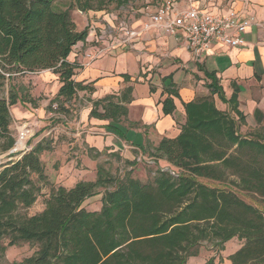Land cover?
<instances>
[{
  "label": "trees",
  "instance_id": "trees-1",
  "mask_svg": "<svg viewBox=\"0 0 264 264\" xmlns=\"http://www.w3.org/2000/svg\"><path fill=\"white\" fill-rule=\"evenodd\" d=\"M105 4L74 0L69 9L57 10L53 0H0L1 155H21L12 153L17 145L12 109L26 101L13 86L14 77L52 71L63 84L55 101L94 91L93 85L73 80L76 65L68 60L87 31H77L71 13L101 11ZM210 77V97L184 104L186 122L180 135L163 139L149 153L159 166L152 183L142 184L130 173L114 177L100 165L96 180L54 188L44 211L28 216L22 211L36 203L41 184L48 180L42 155L52 150V141L42 140L1 166L0 246L8 240V246L38 248L17 264H188L204 243L222 252L237 238L243 243L228 258L232 264H264V208L236 193L264 200V133L240 136L245 118L237 109L236 94L229 101L230 113L219 111L213 96L228 101L214 75ZM7 85L11 90L6 98ZM131 94L128 88L94 102L91 117L120 123L128 116ZM174 98L179 95L171 90L163 102L165 115L175 112ZM99 107L104 114L97 113ZM54 113L65 115L59 108ZM101 190V211H86L84 203ZM213 263L212 258L207 264Z\"/></svg>",
  "mask_w": 264,
  "mask_h": 264
},
{
  "label": "crops",
  "instance_id": "crops-1",
  "mask_svg": "<svg viewBox=\"0 0 264 264\" xmlns=\"http://www.w3.org/2000/svg\"><path fill=\"white\" fill-rule=\"evenodd\" d=\"M173 1L174 13L194 7L215 16H226L236 11L241 19L254 18V24L244 35L246 45L231 48L217 44L203 55L196 56L188 48L182 31L170 35L160 29L142 32L131 45L120 44L123 26L141 31L144 21L165 0H120L114 8L89 11L84 19H79L81 24L75 22L78 32H89V41L75 48L68 61L76 65L73 80L93 85L94 91L78 93L80 98L87 97L79 108L71 102L67 103L71 108L67 114L73 120L69 121L67 114L56 117L64 123V128L52 125L55 121L46 111L44 100L40 107H34L27 101L22 103L23 109L15 106L12 109L14 125L17 126V121L21 120V125L31 126L36 136L29 139V150L48 134L51 135L52 150L46 153L51 156L64 143L73 155L78 156L79 150L84 149L107 152L109 157L134 162L136 155L146 154L149 147L152 149L163 139H175L180 135L186 122L184 104L210 97L209 87L213 84L210 75H214L216 85L228 101L223 103L217 94L214 95L216 108L230 113L229 101L236 94L237 109L245 118L241 132L264 133V0ZM116 43L115 48L94 61L87 57L98 47L105 48ZM36 75L37 78L32 80L42 87V90L37 89L42 93L35 91V94L39 98L56 97L63 85L59 76L52 71ZM128 88L132 89V101L127 104L126 119L114 123L91 117L94 102L111 95H121ZM171 90H175L179 98H174L175 112L165 115L163 102ZM97 113L104 114L103 108L99 107ZM40 130L42 133L37 134ZM86 159L97 169L96 163L88 156ZM242 243L237 238L227 242L225 250L217 255L214 263L232 264L228 258L241 248ZM202 262L208 263L204 259Z\"/></svg>",
  "mask_w": 264,
  "mask_h": 264
},
{
  "label": "rangeland",
  "instance_id": "rangeland-1",
  "mask_svg": "<svg viewBox=\"0 0 264 264\" xmlns=\"http://www.w3.org/2000/svg\"><path fill=\"white\" fill-rule=\"evenodd\" d=\"M54 5L57 10H67L71 7L74 0H53ZM106 4L104 7L106 9L108 8H114L120 0H104ZM72 20L73 22H77L78 24H81V21L79 19H84L85 12H81L77 9H74L72 11ZM78 17V19L76 18ZM76 24V23H75ZM77 27V25H76ZM44 72V71H43ZM42 73V72H40ZM37 73H27L21 76L14 77L12 80V84L15 87L16 91L19 92L20 98H22L23 101L29 102L34 107H40L42 105L41 102L43 100L46 102V111H53V105H56L59 108L60 113L67 114L70 113L69 104L68 102L73 103L77 108L83 106V99H87L86 96H83L80 98L78 95H76L72 100L65 101L64 99H59V101H55L56 97L51 98V96H48L45 98H39L37 96L38 93H42L37 91V89H41L40 85L37 83L36 80H32L34 77L37 78ZM39 74V73H38ZM35 78V79H36ZM11 90V87L9 85L6 86V89L4 91V96L7 98L8 93ZM35 91L37 94H35ZM40 102V103H37ZM23 102L18 103V107L23 109L22 104ZM64 108L61 110V108ZM64 110V111H63ZM66 112V113H65ZM13 115V113H12ZM68 120H73V118L68 116ZM13 118V116H12ZM54 123L52 125L54 126H62L64 123L59 122L61 120L56 118V115L54 116ZM52 119V120H53ZM18 125H14L13 122V133H17V128L21 126V123L23 121L19 120L17 121ZM63 127V126H62ZM48 128V127H47ZM64 128V127H63ZM66 128H69L68 125H66ZM46 129V127L44 128ZM42 133L41 130L37 132V134ZM36 134V135H37ZM240 136H246V137H253L256 138L255 134H244L241 132V128L239 129ZM255 136V137H254ZM36 137V136H34ZM45 141L51 140V135L46 134L43 138ZM28 145V144H27ZM18 148L17 145L14 149ZM154 148V147H153ZM153 148L149 147L147 149L146 154H139L136 155L134 162H132V165H129L126 161L109 157L110 155L107 154V152L99 153V152H89L84 149H80L78 156L73 155L72 151L69 150V146L67 144H61L56 148V152L53 156L48 153H44L42 155V161L45 164V174L47 175V182L45 184H41L42 190L40 193V196L38 197V200L36 203L28 210L22 211L23 214H26L28 216H34L42 213L46 207V202L51 195L53 189L58 188L59 186H65L67 188L74 187L78 182L80 181H94L97 177V169L93 168V165L86 159L88 156L91 161L96 163V168L98 166L102 165L104 168L110 171L114 177L117 178H124L127 173H130L133 179L138 180L142 184H149L153 182L154 179V173L158 169V165L156 166V163H152L148 156L149 153L153 152ZM24 151L22 150V147L18 149V152H21L20 156L9 158V154H0V167L6 164L9 161H16L19 159L22 154H24ZM164 161L160 162L161 166H164ZM92 167L94 171L90 168ZM238 197L244 200L248 204H252L253 206L258 207L259 209L263 210L264 208V200L257 196H247L244 193L236 192ZM102 194L101 193L99 195ZM95 196L89 200H87L83 208L86 209L88 212H100L102 208V196ZM1 247H7L6 251L2 252L0 250V264H17L21 263L23 260L32 257L38 250V248L34 245L21 243L16 246H8V240H4L1 243ZM231 251V250H230ZM220 252L214 246H212L210 243H204L203 246L200 247V253L198 257L190 258L188 260V264H207V263H200L202 259L206 260L208 262L211 258H214V260L217 259V255ZM215 264V263H214Z\"/></svg>",
  "mask_w": 264,
  "mask_h": 264
},
{
  "label": "built area",
  "instance_id": "built-area-1",
  "mask_svg": "<svg viewBox=\"0 0 264 264\" xmlns=\"http://www.w3.org/2000/svg\"><path fill=\"white\" fill-rule=\"evenodd\" d=\"M174 1L165 0L159 6L155 13L148 16L147 20L142 24L141 31L134 30L128 26H123L122 45H131V43L142 33L149 32L153 29H160L170 35H175L182 31L188 48L196 56H201L211 49L214 45H224L231 48H243L246 45L244 35L247 30L254 24V18L241 19L236 11H231L226 16H215L211 13L198 11L194 7H190L185 11L173 12ZM89 41V32L85 41L79 45H84ZM118 45L110 44L105 48H97L95 52H91L87 57L94 61L104 53L115 48ZM74 48V49H75ZM76 64V63H75ZM58 107L53 105V111L50 114L54 118ZM35 136L32 127L29 125H21L17 130V147L12 152H18L20 143H23L22 150L28 151L27 144L29 139ZM150 160V159H149ZM152 163L154 161L150 160Z\"/></svg>",
  "mask_w": 264,
  "mask_h": 264
},
{
  "label": "bare ground",
  "instance_id": "bare-ground-1",
  "mask_svg": "<svg viewBox=\"0 0 264 264\" xmlns=\"http://www.w3.org/2000/svg\"><path fill=\"white\" fill-rule=\"evenodd\" d=\"M20 147H23V143H20Z\"/></svg>",
  "mask_w": 264,
  "mask_h": 264
},
{
  "label": "water",
  "instance_id": "water-1",
  "mask_svg": "<svg viewBox=\"0 0 264 264\" xmlns=\"http://www.w3.org/2000/svg\"><path fill=\"white\" fill-rule=\"evenodd\" d=\"M13 153V152H12Z\"/></svg>",
  "mask_w": 264,
  "mask_h": 264
}]
</instances>
